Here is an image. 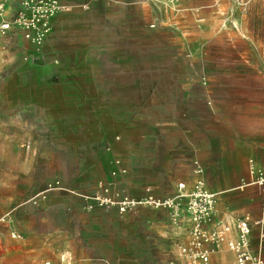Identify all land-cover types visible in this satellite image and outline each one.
I'll return each mask as SVG.
<instances>
[{
    "label": "rangeland",
    "instance_id": "1",
    "mask_svg": "<svg viewBox=\"0 0 264 264\" xmlns=\"http://www.w3.org/2000/svg\"><path fill=\"white\" fill-rule=\"evenodd\" d=\"M19 1L13 0L11 28L0 46V262L168 264L175 235L167 210V227L153 234L143 216L151 208L86 212L79 196L47 186L59 181L79 195L93 192L100 180L122 187L125 174L112 173L123 158L151 165L153 172L142 175L157 181L160 198H173L178 182L191 186L194 160L187 159L188 167L170 163L180 144V136L169 134L170 119L194 127L196 114H264V0H177L172 7L166 0H133L134 6L112 8L96 21L84 0L64 7L51 20L46 51L59 44L68 59L99 42L115 59L105 66L109 72L139 64L140 84L134 93L130 87L128 101L101 97L100 86L77 92L51 61L24 55L26 40L39 45L32 29L15 22ZM124 138L127 149L118 146ZM247 162L232 168L231 182H216L204 167L201 179L216 196L218 217L225 213L234 224L242 215L250 218V249L264 260V143ZM223 247L211 264H235L234 253Z\"/></svg>",
    "mask_w": 264,
    "mask_h": 264
},
{
    "label": "crops",
    "instance_id": "2",
    "mask_svg": "<svg viewBox=\"0 0 264 264\" xmlns=\"http://www.w3.org/2000/svg\"><path fill=\"white\" fill-rule=\"evenodd\" d=\"M81 2L82 0H62V5L63 8H75L85 4V9L88 11L91 19L96 21L99 19V15L103 16L106 13L105 11H109L112 8H120V10H123L127 3L133 6L136 4L133 0H84V4ZM57 15L58 13L52 20H54ZM50 32L43 38L39 47H35L33 43L26 40L27 46L22 50L24 51V55H28L33 60L42 56L48 61H51L52 70L56 71L58 69L60 78L70 82L74 80L73 85H69L74 87L77 92L82 91L83 87L96 88L100 86V88H104V91L100 90V96L103 98L105 97L107 99L108 96L111 97L112 100L123 98V101H128V99H130V87L134 93L135 82L138 86L140 84L139 64L136 65V69L133 67V69L129 68V70H126L122 65L120 69L116 68L112 73L109 72L108 68L105 66H109V60L115 62V59L109 56L110 48L101 46L99 42L94 43L97 46L96 48L92 46L88 49V52L86 51L84 54L80 55L75 54V57H70L68 59L67 57L69 56H67V53L62 52L58 44L56 48L52 49V52L54 50L52 56V52L46 51L45 47ZM10 34L16 38L18 37V31H12ZM97 38L108 39V36L105 35L100 37L95 35L92 37V39ZM69 62L74 64L72 68L69 66L67 67ZM125 72L128 73L125 74ZM110 87L114 88L111 92L109 89ZM119 88H122L124 91L122 90L120 92ZM125 88L129 91H125ZM186 115L188 116L189 114ZM196 117L198 120L194 127L189 124V121L178 120L174 117L170 119V126L167 128L170 136H180L179 147L172 149V154L174 155H172L173 158L170 160V163L175 167H188L189 164H186V162L188 158H191L198 162L201 167H204L207 172L210 171L216 182L227 183L233 181L234 174L232 168H234L236 164L245 166L249 159L258 157L261 144L264 143V114H196ZM190 130H195V138L190 134ZM136 139L140 141V135L136 136ZM116 141H119V137H115V140L113 139V142L111 140L110 143L114 144ZM127 144L129 145V143H125L124 138L118 146L127 149L125 147ZM109 147L111 148L110 144L107 145V148ZM107 151L109 150L107 149ZM120 167L128 170V177L126 173L125 177H122L120 180L124 185L122 187L125 188L127 192H130L132 195L143 196L146 189L150 188L153 189L157 197L162 196L159 195L157 191V181L150 179L146 180V177L142 175L146 170L153 172L151 165L144 163V161H141L139 158H123L121 159ZM182 174L184 175V181H189V172H183ZM90 193H92L91 189ZM67 200L69 201L70 199L68 198ZM72 200H74V207L81 205L79 198L74 197ZM225 206L227 210L232 209L229 204ZM166 215L167 212L164 209H150L143 213V216L150 221L149 228L152 229L153 234L167 227ZM139 218L143 220L142 216H139ZM216 219L234 228V222H228L225 218V213L222 214V217H218L217 210ZM187 226L188 225L184 224L180 236L172 229L175 235L172 243L173 256L176 244L179 242H186L188 239ZM235 237L234 234L229 235V238L234 239ZM223 248L225 251H228L225 246ZM215 253L211 256L210 264L215 258Z\"/></svg>",
    "mask_w": 264,
    "mask_h": 264
},
{
    "label": "built area",
    "instance_id": "3",
    "mask_svg": "<svg viewBox=\"0 0 264 264\" xmlns=\"http://www.w3.org/2000/svg\"><path fill=\"white\" fill-rule=\"evenodd\" d=\"M166 2L169 7H172L176 5L177 0H166ZM12 4L13 0H0V46L2 38L11 28ZM62 9V0H20L15 22L26 30L32 29L35 33L34 40L40 45L51 30L52 18ZM29 37L30 35H27V38ZM115 166L113 176L116 173L126 174V170L119 166V161H115ZM192 171L195 175L192 185L178 182L173 198L157 197L150 189H146L143 196L136 198L113 180L97 182L94 191L90 194L79 195L72 190H67L59 181L48 184L46 191L59 190L76 194L81 198L86 212H91L96 207L115 208L120 215L141 207L164 209L168 212L173 230L179 235L184 228L183 216H187L188 239L186 242L176 244L174 259L168 264H210L212 254L221 246H225L234 253L235 264H263L264 260L254 255L250 249V218L239 217L234 228L217 220L216 196L204 187L201 179L203 168L194 161ZM259 181V185L264 186V179L260 178ZM232 234L236 236L234 239L229 238ZM12 237L15 235L12 234ZM41 264L53 263L43 261Z\"/></svg>",
    "mask_w": 264,
    "mask_h": 264
}]
</instances>
